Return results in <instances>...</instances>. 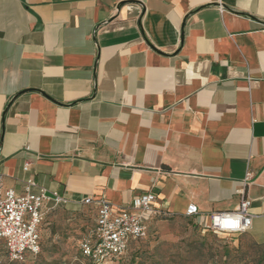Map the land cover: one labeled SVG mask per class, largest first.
I'll use <instances>...</instances> for the list:
<instances>
[{
  "label": "crops",
  "instance_id": "1",
  "mask_svg": "<svg viewBox=\"0 0 264 264\" xmlns=\"http://www.w3.org/2000/svg\"><path fill=\"white\" fill-rule=\"evenodd\" d=\"M29 178L95 223L247 197L261 235L264 0H0V193Z\"/></svg>",
  "mask_w": 264,
  "mask_h": 264
},
{
  "label": "rangeland",
  "instance_id": "2",
  "mask_svg": "<svg viewBox=\"0 0 264 264\" xmlns=\"http://www.w3.org/2000/svg\"><path fill=\"white\" fill-rule=\"evenodd\" d=\"M94 225L90 209L54 206L40 227L41 252L11 261L0 238V264H94L80 249V240ZM108 264H264V232L232 236L207 230L192 216L160 217L150 222L146 237Z\"/></svg>",
  "mask_w": 264,
  "mask_h": 264
},
{
  "label": "built area",
  "instance_id": "3",
  "mask_svg": "<svg viewBox=\"0 0 264 264\" xmlns=\"http://www.w3.org/2000/svg\"><path fill=\"white\" fill-rule=\"evenodd\" d=\"M35 186L37 182L29 178L23 191L7 188L0 193V238L5 241L11 261H26L29 255L41 252L40 227L45 213L67 201L56 192L48 193L44 187L34 190ZM155 199L154 192H147L137 196L131 205L124 206L100 198L96 223L80 240L82 254L95 264H108L123 255L132 240L146 237L149 229L147 213L156 209ZM92 200L88 196L84 201L90 203ZM250 206L251 200L244 197L237 209L214 212L210 222L202 226L232 236L245 233L253 226L254 215ZM198 213V205L191 203L185 215Z\"/></svg>",
  "mask_w": 264,
  "mask_h": 264
},
{
  "label": "trees",
  "instance_id": "4",
  "mask_svg": "<svg viewBox=\"0 0 264 264\" xmlns=\"http://www.w3.org/2000/svg\"><path fill=\"white\" fill-rule=\"evenodd\" d=\"M208 230V229H207ZM137 240H139V239H135V240H132L131 242H130V244H129V247H128V249L130 248V246L133 244V242H135V241H137ZM42 243V242H41ZM128 251V250H127ZM6 253H7V249H6ZM29 256H31V255H29ZM29 256L27 257V259L29 258ZM87 258V257H86ZM26 259V260H27ZM92 262V261H91ZM93 263V262H92ZM95 264V263H94Z\"/></svg>",
  "mask_w": 264,
  "mask_h": 264
}]
</instances>
